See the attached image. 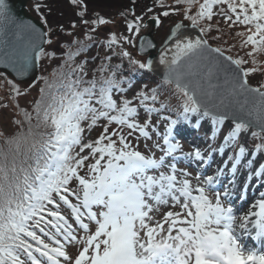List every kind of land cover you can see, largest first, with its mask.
<instances>
[{"label": "snow or ice", "instance_id": "6c2138e0", "mask_svg": "<svg viewBox=\"0 0 264 264\" xmlns=\"http://www.w3.org/2000/svg\"><path fill=\"white\" fill-rule=\"evenodd\" d=\"M71 4L82 38L61 43L62 26L18 23L0 0V33L13 26L16 38L0 63L15 73L5 83L20 117L0 133V264H264V190L236 214L264 188V83L249 82L264 72V0H154L120 14L127 34L103 38L114 21ZM173 14L182 19L157 48L147 33ZM217 16L238 29L243 56L205 39L219 38ZM53 60L21 107L29 89L15 78ZM185 124L203 146L184 150Z\"/></svg>", "mask_w": 264, "mask_h": 264}, {"label": "rangeland", "instance_id": "374dc122", "mask_svg": "<svg viewBox=\"0 0 264 264\" xmlns=\"http://www.w3.org/2000/svg\"><path fill=\"white\" fill-rule=\"evenodd\" d=\"M93 1V2H92ZM85 0V3L87 4V17L91 18L94 15H100L105 17L106 19H111L114 21V23L100 26L98 31L101 33V38H103V35L109 31H116L119 33H126V26L124 23L125 17L121 16L120 14L124 12L126 9L132 8L134 9V12L136 15H143L145 10L149 8L148 6H144L143 3L145 1L140 0H128L127 6L119 5L123 0ZM147 3H151L153 6L154 1L152 0H146ZM32 10L34 11H48L52 14L51 17H47L49 20V28L53 29H59L61 26L63 27V31L57 30L55 32V38H58L61 43L65 41H70L71 37L67 35V33H74L77 36H81V33L83 32V27L79 26V17L77 16V12L79 11L78 8H76L74 5L73 8H71L70 3H68V0H58L56 3H49L46 2V0H34L31 3ZM37 5H39V9H37ZM134 6V7H133ZM151 6V7H152ZM159 7H156L154 11L158 13ZM163 10V9H162ZM128 18H131L132 13L129 12ZM151 15V13L149 14ZM182 19L181 16H177L175 14L170 15L167 18H163V23L159 28H156L153 32V36L157 41V44L159 45L167 32L169 31L170 26H172L175 22ZM47 25V22L44 21ZM76 22L78 27L76 29L72 28V23ZM189 22H186V24ZM48 28V29H49ZM82 38V36H81ZM235 45V47L232 49L234 50L233 57H236L237 55L243 56L244 54L240 52V48L238 45L233 44V42L227 43L225 48H229V46ZM52 48H56L59 50V45H53ZM129 50L132 52L134 56H139L136 52L135 48L130 47ZM96 52V49L93 48L89 51L87 54H81L83 55H94ZM59 60H53L51 62L45 61L39 68H38V79L31 85L28 90V92L25 95L19 96L15 98V101L19 103L21 107H26L30 105V102L33 101L35 98L39 96V89L43 85V81L39 79L41 76H48L49 78H52V71L54 68H57L59 65ZM258 77V79H261L259 75H255ZM6 77L0 76V133L3 134V136H7L12 134L17 128L16 125L13 124L14 118H20L17 113V109L15 107V104L13 103L12 97L15 95L14 93H10L8 90V87L6 86ZM157 78L153 77L152 80H156ZM252 84V82H250ZM21 90L24 88L20 87ZM5 105H7L5 107ZM101 129L97 128L92 133V138H95L99 131ZM3 136H0V138H3ZM187 137V138H186ZM183 137V135L177 137L181 141V143L184 146L185 151L191 150V147L195 144H198V142H201L200 139L197 138V141L190 139V137L186 136ZM143 143L141 142L140 147L142 148ZM191 171H193V175H195V167L193 166L190 168ZM253 184H255V181H252ZM264 190V188H261L260 185H256L255 191H248V197L247 202H242L239 207L236 209V214L239 215L242 212H245L249 206V204L252 202L253 195H255L256 192ZM249 244H254L253 241L250 239L247 241Z\"/></svg>", "mask_w": 264, "mask_h": 264}, {"label": "water", "instance_id": "95a60500", "mask_svg": "<svg viewBox=\"0 0 264 264\" xmlns=\"http://www.w3.org/2000/svg\"><path fill=\"white\" fill-rule=\"evenodd\" d=\"M32 0H6V3L8 5V10L10 15L14 18V20L18 23H31L33 25H36L38 28H41L43 31L45 30L44 24L35 16H33L27 9L28 4ZM174 26V25H172ZM171 26V27H172ZM170 27V28H171ZM157 27L155 25H152V30L147 33L149 39H153L154 42L157 45L156 40L153 37V32ZM169 28V29H170ZM15 32V28L13 26H9L6 33H0V52L5 51L8 48H11L16 43V38L13 35ZM188 34L191 36V38H195L199 32V29H187ZM170 34V31H168V34L165 36L163 41L167 38V36ZM162 41V42H163ZM162 44V43H161ZM160 44V45H161ZM157 45V48L160 46ZM213 47V46H212ZM137 53L138 49L136 48ZM140 54V53H138ZM142 55V54H140ZM0 73L4 74L9 79H13L15 77V73L12 72L11 68L6 67L3 63H0ZM38 69L32 72L27 77H16L15 82L20 84L23 87H27L31 85L36 79H37ZM161 78H162V66H161Z\"/></svg>", "mask_w": 264, "mask_h": 264}, {"label": "trees", "instance_id": "16d2710c", "mask_svg": "<svg viewBox=\"0 0 264 264\" xmlns=\"http://www.w3.org/2000/svg\"><path fill=\"white\" fill-rule=\"evenodd\" d=\"M97 1H99V0H97ZM97 1H96V3H97ZM141 1H145V3H143L144 6H148V7H151L152 6V4L151 3H147L146 0H140V3H142ZM152 1H154V0H152ZM171 2H172V0H165V3L166 4H171ZM201 2H202V0H201ZM127 4H128V0H123V2H121L119 5L127 6ZM160 11H162V9H159L158 13ZM193 11H195V9H193ZM51 15L52 14H50L49 17H51ZM162 21H163V18H162ZM184 22L186 23L188 21H184ZM212 23H213L214 28L218 27L220 29V31L213 30L211 32V36L212 37H219L218 39H211L208 36H205V38L209 40V43L212 46H215V47L220 46L223 49H228V48H225L224 45H226L229 42H233V44H236V45L239 46V39L240 38L237 37V36H235V32L238 29H231L230 30L228 28L227 23L223 20L222 17H219V16L215 17L214 20L212 21ZM233 48L234 47H232L230 51H227V53L234 54L235 52H234V50H232ZM239 48H240V46H239ZM246 51H247V49H245L243 51L240 49V52L243 53V54ZM260 59L264 60V57H261ZM255 75H259L261 77V79H258V77H256ZM49 79L51 80L52 78H49ZM155 82H156V80L150 81V83H152L153 85H154ZM249 82H252L253 85H257L258 83H264V72H262V73H256V74L251 75L249 77ZM173 103H175V101H173ZM173 118H175V117H173ZM199 134L201 136H203L202 133L199 132ZM2 142H3V138H0V143H2Z\"/></svg>", "mask_w": 264, "mask_h": 264}]
</instances>
